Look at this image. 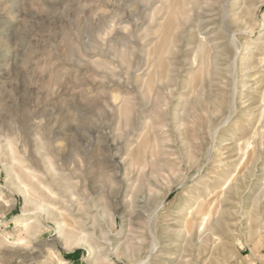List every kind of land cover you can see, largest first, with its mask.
Here are the masks:
<instances>
[{
    "label": "rangeland",
    "instance_id": "obj_1",
    "mask_svg": "<svg viewBox=\"0 0 264 264\" xmlns=\"http://www.w3.org/2000/svg\"><path fill=\"white\" fill-rule=\"evenodd\" d=\"M0 264H264V0H0Z\"/></svg>",
    "mask_w": 264,
    "mask_h": 264
},
{
    "label": "bare ground",
    "instance_id": "obj_2",
    "mask_svg": "<svg viewBox=\"0 0 264 264\" xmlns=\"http://www.w3.org/2000/svg\"><path fill=\"white\" fill-rule=\"evenodd\" d=\"M166 4V3H165ZM204 220V219H203Z\"/></svg>",
    "mask_w": 264,
    "mask_h": 264
}]
</instances>
